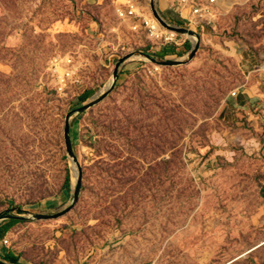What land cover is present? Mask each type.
<instances>
[{"label":"rangeland","instance_id":"obj_1","mask_svg":"<svg viewBox=\"0 0 264 264\" xmlns=\"http://www.w3.org/2000/svg\"><path fill=\"white\" fill-rule=\"evenodd\" d=\"M195 2L204 17L181 0L164 14L156 0L198 36L190 61L193 38L151 40L119 18L122 0H0V218L26 219L0 262L264 264V0ZM141 8L153 16L151 0ZM169 45L183 56H158ZM132 54L186 64L134 57L103 102L73 115L79 202L35 220L73 204L67 115Z\"/></svg>","mask_w":264,"mask_h":264},{"label":"water","instance_id":"obj_2","mask_svg":"<svg viewBox=\"0 0 264 264\" xmlns=\"http://www.w3.org/2000/svg\"><path fill=\"white\" fill-rule=\"evenodd\" d=\"M151 10H152V14L153 17L156 19V21L167 31L178 34V35H182V36H188L190 38H195L196 39V43L194 44V48L189 56V60H193L197 51L199 50V38L196 35V33H194L193 31H190L186 28H182L180 26H176V25H171L169 24L159 13V11L156 8V0H151ZM134 57H142L145 60L150 61L151 63L161 66V67H178L181 65L186 64L185 61L182 60H177V61H167V60H158L155 59L153 57H150L149 55H127L126 57H123L116 65L115 67V71L113 74V83L112 85L107 88L104 93H102L100 96L92 99L91 102L87 103L86 105H84L83 107L69 113L66 117V121H65V129H64V139H65V147H66V153L67 156L71 162V165L75 168V170L73 169V176L76 179V185H75V193H74V200H73V204L65 209L64 211H62L61 213H58L56 215H34L33 218L37 221H48V220H56L59 219L61 217L66 216L67 214H69L74 208L75 206L78 204L79 202V198H80V194H81V190H82V185H83V172L81 167L78 164V160L77 157L74 154L73 151V146L71 143V139H70V123H71V119L73 117V115L75 114H84L85 112L89 111L90 109H92L93 107L97 106L98 104H100L101 102H103L113 91L115 84L117 82V79L119 77V71L121 69V67L130 59L134 58ZM13 216H8L5 218H0L1 220H10L12 219ZM0 264H5L0 262Z\"/></svg>","mask_w":264,"mask_h":264},{"label":"built area","instance_id":"obj_3","mask_svg":"<svg viewBox=\"0 0 264 264\" xmlns=\"http://www.w3.org/2000/svg\"><path fill=\"white\" fill-rule=\"evenodd\" d=\"M216 1L208 0V3L214 4ZM142 3L143 0H122L120 8L117 10L119 18L132 22L135 29L142 28L153 41H158L163 45L175 42L176 35H173L172 32H163L161 25L151 15V12L149 15L142 12ZM181 4L185 7L190 6L194 17H204V9L201 3L195 2V0H181ZM71 64L72 62L69 61L68 66L71 67ZM69 78H71V72H66L61 78L65 87L68 86Z\"/></svg>","mask_w":264,"mask_h":264},{"label":"trees","instance_id":"obj_4","mask_svg":"<svg viewBox=\"0 0 264 264\" xmlns=\"http://www.w3.org/2000/svg\"><path fill=\"white\" fill-rule=\"evenodd\" d=\"M179 25H182V23H177ZM190 47V46H189ZM161 58H168L172 56H183V54L178 52V48L175 45H169L166 46L160 53L159 55ZM93 96V93L90 91L86 92L82 97H81V102L85 103L87 102L91 97ZM66 190H71V178L70 176L67 177L66 180ZM21 211V210H20ZM10 213H5L4 217L9 215ZM8 217V216H7ZM26 221V219L18 218V217H13L10 219L6 225L0 227V242L3 241V239L10 233V231L13 229L14 226L19 224L20 222ZM6 262L9 263H14L16 262V258L10 254L9 256L6 257Z\"/></svg>","mask_w":264,"mask_h":264},{"label":"crops","instance_id":"obj_5","mask_svg":"<svg viewBox=\"0 0 264 264\" xmlns=\"http://www.w3.org/2000/svg\"><path fill=\"white\" fill-rule=\"evenodd\" d=\"M239 1V0H237ZM245 1V0H244ZM247 1V0H246ZM159 6L161 11L166 14V12H169L168 10H171V0H158ZM241 2V1H240Z\"/></svg>","mask_w":264,"mask_h":264},{"label":"bare ground","instance_id":"obj_6","mask_svg":"<svg viewBox=\"0 0 264 264\" xmlns=\"http://www.w3.org/2000/svg\"><path fill=\"white\" fill-rule=\"evenodd\" d=\"M173 35L175 34V33H172ZM195 41H196V39L195 38H193ZM112 83H113V81L112 80H110L109 81V83H108V85H107V88H109L111 85H112Z\"/></svg>","mask_w":264,"mask_h":264}]
</instances>
